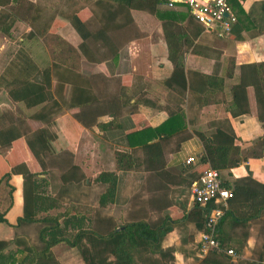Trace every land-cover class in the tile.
Instances as JSON below:
<instances>
[{
	"label": "crops",
	"instance_id": "obj_1",
	"mask_svg": "<svg viewBox=\"0 0 264 264\" xmlns=\"http://www.w3.org/2000/svg\"><path fill=\"white\" fill-rule=\"evenodd\" d=\"M168 1L153 6L143 0H130V7L127 0H0V12L9 15L11 24L9 36L1 35L3 39H18L20 47L32 42L36 53L35 57L27 55L26 62L17 64V73L19 75L22 69L23 77L11 84L22 85L37 72L51 68L50 99L45 104L27 108L10 96L12 88L8 89L7 96L0 98V172L14 167L30 174L46 170V167L42 170L39 161L30 153L26 139L35 137L47 154L58 152L49 148L46 129L57 122L55 116L59 113V106L54 93L61 94L64 90L67 112H63L60 119L64 122L63 134L70 139L67 145L73 143L70 150L67 148L73 152V165L80 168L83 176L92 179L102 172H112L117 179L114 204L98 208L95 201L96 211L105 219L95 232L105 236L116 226V218L125 222L160 220L170 230L160 239L159 251L170 252L164 256L147 253L143 258L151 264H199L203 256L198 254L196 243L201 230L179 221L193 205L186 175L193 173L202 153L195 134L210 135L214 125L223 120H227L242 147L264 134L256 118L252 89H248L247 94V115L232 117L226 111L230 102L229 87L237 82L238 67L264 62V0H228L236 22L225 38L219 39L201 31L195 38L189 31L175 38V49L182 56L185 77L195 86L193 95L187 92L178 94L174 84L164 85L173 70L162 31V24L168 21L166 13L180 15L179 19L172 21L176 27H185L189 19L183 4L176 2L168 8ZM50 38L62 42L70 54L78 58V65L55 63L52 60L54 50L47 47ZM185 39L191 43L186 44ZM55 71H63L68 83L54 79ZM228 73H231L230 78ZM195 74L222 79V91L210 87L201 95L205 89L196 86ZM77 80L81 84L70 91L69 81L77 84ZM83 99L88 101L87 105ZM48 102L50 104L46 106ZM178 112L184 116L181 132L188 138L176 151L171 148L179 135L162 145L164 169L176 177L174 185L152 173L116 170L113 153L130 152L124 144L125 134L155 128L170 114ZM78 113L85 121L96 116V123L109 124V128L105 131L95 126L84 128L74 119ZM31 121L39 122L42 128L31 127ZM6 132L20 137L7 145L3 137ZM93 147L97 155H93ZM138 156L141 157V153L137 151L135 157ZM188 157H192L195 163L191 170L183 172ZM229 174L233 179L250 176L264 186V155L231 169ZM87 181L84 182L86 187ZM8 184L13 189L12 204L4 215L7 225L0 224V243L3 245L0 256L6 263L7 256L14 254L18 259L16 251L24 245H39L37 226L20 223L15 228L23 214L22 176L12 174ZM60 187L64 186L60 184ZM95 188L97 200L103 187L95 184ZM59 193L70 195L62 190L50 195L60 199ZM80 197L83 198V192ZM165 215L176 222L167 223L163 219ZM224 227L227 245L235 254L231 258L232 264L264 263V216L244 225L225 224ZM62 245L52 247L47 257L36 259L35 264H84L80 253L77 255L73 248Z\"/></svg>",
	"mask_w": 264,
	"mask_h": 264
},
{
	"label": "trees",
	"instance_id": "obj_2",
	"mask_svg": "<svg viewBox=\"0 0 264 264\" xmlns=\"http://www.w3.org/2000/svg\"><path fill=\"white\" fill-rule=\"evenodd\" d=\"M143 1L153 4V6L163 2V0ZM127 4L131 7L130 0H127ZM153 6L152 9H154ZM186 12L189 19L185 27H176L173 24L172 21H176L180 17L174 12L166 13L168 21L162 24L164 39L168 44V60L173 67L172 73L165 80L164 85L174 84V87L178 88L176 89L178 94L187 92L193 95L195 86L186 79L182 56L175 49V38H180V35L185 31L192 33L193 38L197 37L201 31L200 27L192 20L187 8ZM9 18L8 14L0 12V35L9 36L11 26ZM184 42L189 44L191 40L189 42L185 39ZM50 69L47 67L37 72L22 85L18 86L15 82L10 84L12 88L10 96L24 103L27 108L45 104L50 99ZM238 71L237 82L229 87L230 102L226 111L232 117L247 115L249 113L247 94L248 89H252L257 108L256 118L264 130V62L241 65L238 67ZM227 76L230 78L231 73H228ZM53 77L58 82L65 83L66 81L65 84L68 83L64 72H56ZM194 77L198 83L196 86H204L205 90L201 95H204L207 91L206 88L210 87L222 91V79L218 80L199 74H195ZM38 79L39 81H37ZM80 84V80H77V84L75 81H69L70 91L74 90L73 87H79ZM202 99L204 98L202 97ZM83 102L84 105L88 104L86 99H83ZM183 118L181 112L170 114L166 121L155 128L147 127L125 134L123 136L124 144L130 149V152L114 153L116 170L152 173L162 181L174 185L176 177L164 169L165 151L162 145L175 135H179L177 139L175 138L171 148V151H176L180 144L188 138L187 134L181 132L184 129ZM74 119L84 128L95 126L101 131L109 128V124L96 123V116L89 117L85 121L84 118L79 117L78 113L74 115ZM3 135L7 145L20 137L9 132ZM195 135L201 144L202 153L197 158L193 173L186 175L187 186L189 188L191 182L196 180L202 172L212 169L218 172L221 186L231 192L232 198L227 201V209L216 232V240L223 250H228L225 234L221 232L224 224L244 225L264 215V186L255 182L250 176L233 179L229 174L231 169L248 160H258L263 157L264 134L242 147L241 141L234 136L227 120H223L214 125L213 133L210 135L204 136L200 133ZM26 145L32 156L39 161L42 170L45 167L46 170L38 174H30L14 167L8 171L0 172V224L7 225L4 215L11 207L13 191L8 181L12 174L18 173L23 178V214L15 228L20 223L37 226V228L35 227L36 241L39 245H24L16 251L19 258L15 259L14 254L7 256V263L3 261L4 257L0 256V264H35L36 259H45L50 249L59 244L76 248L84 264H151V261H146L143 258L147 253L150 255L158 253L164 256L170 252L169 250L159 251L160 239L170 230L160 220L152 223L135 220L119 225L115 224L116 226L105 236L91 230L92 221L84 211L79 212L73 206L62 208L60 199L51 196L48 192L49 184L46 175L49 171H57L58 181L62 186L79 184L84 179L79 168L72 163V153L64 150L56 154H47L43 152L33 136L26 139ZM137 151L141 153V157H135ZM191 167L193 166H187L183 172L191 170ZM38 176L40 177L38 178ZM116 181V175L112 172H102L95 176L92 182L103 187V192L96 200V207L105 208L107 205L114 204ZM205 214L204 208L192 205L179 221L190 223L197 230H203ZM163 219L169 224L176 222L170 220L166 215ZM1 246L3 247L0 243V250ZM199 264L232 263L231 258L224 253L210 252L203 256Z\"/></svg>",
	"mask_w": 264,
	"mask_h": 264
},
{
	"label": "rangeland",
	"instance_id": "obj_3",
	"mask_svg": "<svg viewBox=\"0 0 264 264\" xmlns=\"http://www.w3.org/2000/svg\"><path fill=\"white\" fill-rule=\"evenodd\" d=\"M3 38L4 37L0 35V98H3V96H7V91L9 88H11L10 84L12 81H15V80L17 81V79L21 80V78L23 77L22 69L19 75L17 73V70H18L17 64H19L20 62H23V63L26 62L24 61V59L27 58L25 57L27 55L30 58H33L36 55L34 45L32 42H28L23 47L22 46L20 47L21 42H19L18 39L13 40L12 38L11 40L14 41L12 42L10 40H5ZM47 41H48L47 43L48 49L52 48L51 50H54V52L52 53L53 54L52 60L55 63L61 64V65H67L66 63L71 62L72 66L78 65V58H76L73 54H70L69 50L67 49V47L64 46L62 42H59L55 39L53 40L52 38L48 39ZM29 49H33V50H29ZM59 72H63V71H59ZM50 92H52V88ZM58 93L59 92L54 93L56 100L58 101V106H59L58 107L59 113H56V116H55V119L57 120V122L55 123V125H51L46 129L47 130L46 137L48 139L49 148L51 150H57L58 152H60V151L67 150V148L69 149V147L71 148L73 146V143L71 145H67L70 139L66 138V136L63 134L64 122L62 121V119H60V115L66 111L65 107L67 103H66V100L64 99L65 98L64 90H62L61 94H58ZM0 104H2L1 101H0ZM49 104L50 103L48 102L46 106H49ZM26 124L27 123L23 124L25 128H27ZM41 125L42 124H39V122L36 123V122L31 121L30 126L38 128V127H41ZM71 153H72V163H73L74 156H73V152ZM95 154L97 155V153H94V147H93V155ZM102 159H104V157H102ZM46 176H47V179L49 180L48 181V184H49L48 192L50 194H56L57 190H62V191H65L66 194L67 193L70 194L69 196H62L59 193L61 197L60 202H61L62 208H65L67 206L71 208L73 206L79 212L84 211L85 215L87 214V217L90 218L92 221L91 230L97 231L98 230L97 226L100 224V222L104 221L105 219H104V216H102L101 213H98L95 208L96 188H95V184L92 182L93 179L91 177L84 176L83 177L84 179L79 184H72L71 186L60 187V183L58 181V175L56 171H51V172L49 171L48 175ZM86 181L88 182L87 187L84 185V182ZM80 192L81 193L83 192V198L80 197ZM123 222L125 221H122L121 219L116 218L115 224L119 225ZM224 225L221 229V232L225 234ZM62 246H67V245L63 244ZM73 249H74V252L78 255L79 251H77L76 248H73Z\"/></svg>",
	"mask_w": 264,
	"mask_h": 264
},
{
	"label": "built area",
	"instance_id": "obj_4",
	"mask_svg": "<svg viewBox=\"0 0 264 264\" xmlns=\"http://www.w3.org/2000/svg\"><path fill=\"white\" fill-rule=\"evenodd\" d=\"M183 4L189 11L192 20L200 27L201 33L216 38L229 36L236 22L228 0H170L166 3L171 8L173 3ZM195 163L192 157L184 161V165ZM191 203L206 210L204 228L196 243L198 254L202 257L210 252L224 253L233 258L234 252L223 250L216 240L218 224L227 209V201L232 198L229 190L223 188L216 170L207 169L189 186ZM264 264V263H262Z\"/></svg>",
	"mask_w": 264,
	"mask_h": 264
}]
</instances>
